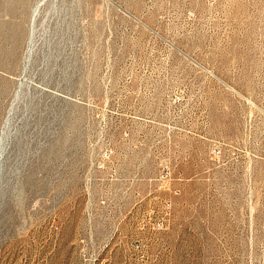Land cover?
I'll use <instances>...</instances> for the list:
<instances>
[{"label": "rangeland", "instance_id": "rangeland-1", "mask_svg": "<svg viewBox=\"0 0 264 264\" xmlns=\"http://www.w3.org/2000/svg\"><path fill=\"white\" fill-rule=\"evenodd\" d=\"M0 264H264V0H0Z\"/></svg>", "mask_w": 264, "mask_h": 264}, {"label": "bare ground", "instance_id": "bare-ground-1", "mask_svg": "<svg viewBox=\"0 0 264 264\" xmlns=\"http://www.w3.org/2000/svg\"><path fill=\"white\" fill-rule=\"evenodd\" d=\"M40 5V4H39ZM39 7V6H38ZM36 14V13H35Z\"/></svg>", "mask_w": 264, "mask_h": 264}]
</instances>
